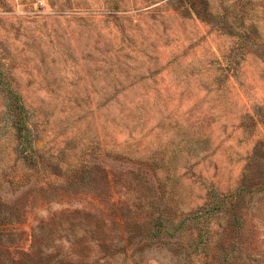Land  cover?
I'll use <instances>...</instances> for the list:
<instances>
[{
    "label": "rangeland",
    "instance_id": "obj_1",
    "mask_svg": "<svg viewBox=\"0 0 264 264\" xmlns=\"http://www.w3.org/2000/svg\"><path fill=\"white\" fill-rule=\"evenodd\" d=\"M224 254L264 264V0H0V264Z\"/></svg>",
    "mask_w": 264,
    "mask_h": 264
},
{
    "label": "trees",
    "instance_id": "obj_2",
    "mask_svg": "<svg viewBox=\"0 0 264 264\" xmlns=\"http://www.w3.org/2000/svg\"><path fill=\"white\" fill-rule=\"evenodd\" d=\"M1 96L3 99L2 114L5 118V121L8 122V126L12 131V138L16 144L15 149L17 152V156L22 164H25L31 169L37 170V166L39 165V163H37L34 155V151H36L33 146L34 140L31 138L30 128L28 127L26 108L22 104L21 97L17 92L11 91L9 89L1 91ZM153 236L158 237V235L155 234L152 235V237ZM42 237L43 236H41L40 238ZM98 238L100 237H95L94 240L101 242L102 239ZM196 238H198L199 243H201L199 236ZM197 242L194 243V247L197 245ZM188 243L191 244L190 242ZM88 250L90 252L89 248ZM227 258L228 255L224 254L222 258L218 260V263L225 264Z\"/></svg>",
    "mask_w": 264,
    "mask_h": 264
}]
</instances>
